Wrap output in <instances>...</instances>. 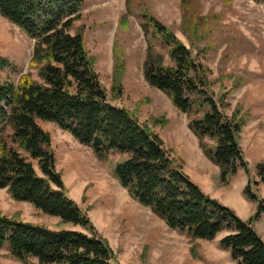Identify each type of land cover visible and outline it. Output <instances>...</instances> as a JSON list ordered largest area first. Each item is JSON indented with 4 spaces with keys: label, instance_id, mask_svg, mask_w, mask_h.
Here are the masks:
<instances>
[{
    "label": "trees",
    "instance_id": "16d2710c",
    "mask_svg": "<svg viewBox=\"0 0 264 264\" xmlns=\"http://www.w3.org/2000/svg\"><path fill=\"white\" fill-rule=\"evenodd\" d=\"M83 0H0V15L34 40L29 68L18 80L0 76V189L15 201L28 202L60 219L64 227L8 216L0 210V248L7 246L21 264H116V254L95 229L86 211L71 198L56 168L51 136L40 121L52 122L81 145L112 163V174L131 199L148 207L168 228L191 240H213L229 250L239 264H264V240L254 223L264 213V200L249 180L243 189L257 203L243 219L227 205L206 194L176 163L162 137L136 112L114 105L95 69L84 41ZM147 18L145 34L155 37L163 52L148 42L144 77L168 95L185 113L199 147L220 169L219 180L228 185L248 164L240 133L249 119L240 108L227 112L228 91L216 93L210 69L194 57L175 32ZM0 55V72L16 71ZM116 71V70H115ZM118 72V71H116ZM115 76L113 94L120 95ZM154 125L165 121L154 119ZM118 155V160L110 159ZM264 184V162L256 164ZM80 226L84 230L67 228Z\"/></svg>",
    "mask_w": 264,
    "mask_h": 264
},
{
    "label": "rangeland",
    "instance_id": "374dc122",
    "mask_svg": "<svg viewBox=\"0 0 264 264\" xmlns=\"http://www.w3.org/2000/svg\"><path fill=\"white\" fill-rule=\"evenodd\" d=\"M144 14L171 28L192 55L209 67L214 91H228L229 114L240 108L249 115L240 133L249 174L241 169L228 185L221 184L220 169L199 147L186 114L146 81L148 42L154 45L153 51L164 49L155 37L145 34ZM78 25L84 27L85 45L95 58V69L111 102L135 111L140 122L150 124L203 192L241 218H249L257 206L243 193L249 175L258 181L252 184L253 191L264 200V184L255 174L256 164L264 162V0H83ZM33 45L32 38L0 15V55L17 69L0 72V76L17 81L22 73L31 72L36 78L37 69L28 66ZM115 76L122 91L117 97L112 92ZM154 119L165 124L154 125ZM40 125L50 133L56 168L68 195L108 241L116 264H239L219 244L225 232L213 240L193 241L168 228L148 207L131 199L114 178L112 163L100 160L56 124L40 121ZM110 159L116 161L119 156ZM0 210L24 221L64 227L58 217L13 200L5 189H0ZM253 226L264 240V213ZM65 227L88 233L80 226ZM0 264L21 262L3 246Z\"/></svg>",
    "mask_w": 264,
    "mask_h": 264
}]
</instances>
